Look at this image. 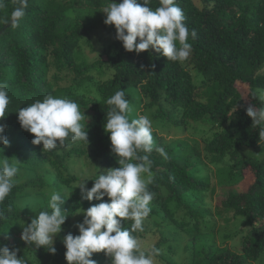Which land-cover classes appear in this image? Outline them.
Instances as JSON below:
<instances>
[{"label": "trees", "instance_id": "16d2710c", "mask_svg": "<svg viewBox=\"0 0 264 264\" xmlns=\"http://www.w3.org/2000/svg\"><path fill=\"white\" fill-rule=\"evenodd\" d=\"M118 1L113 0L117 4ZM4 2L6 6L0 9V82L7 85L10 103L0 124L16 135L12 137L7 133L10 145L0 147V160L15 158L21 163L12 191L0 203L6 217L0 220V246L18 249L17 258L23 257L27 264H68L64 233L53 241L55 254L49 253L47 248L36 249L34 244L21 239L22 225L30 224L41 211H51L48 206L34 212L19 207V200L30 190L46 187L43 174L46 167L53 168L58 185L72 188L79 178L64 173V158L52 151H43L42 144H32L34 136L18 122L19 109L42 100L47 94L73 100L86 116L82 123L85 130L88 129L89 144L66 141V146L71 147L68 156H88L89 147L92 156L98 162L101 159L100 166L110 169L118 164L111 151L110 134L104 131L110 110L106 100L123 89L131 108L130 119L138 118L132 109L143 96L161 122L173 121L165 104L180 115L174 124L181 130L190 123L206 122L214 133L205 140L203 148L207 163L217 165L229 157L232 164L224 174L227 180L236 183L247 173L254 177L246 191L229 193L216 207V214L223 216L226 223L238 217L246 221L249 229L242 238L240 252L210 251L202 256L194 252L186 264L257 261L264 252V139L259 138V128L252 125L246 109L253 104L262 106L252 94L264 88V74H259L264 70V0H201L202 8L194 0H175L183 10L189 30L197 32L195 40L189 39L192 50L186 61H167L151 48L139 54L127 52L115 36L102 45L98 61L91 65L79 61L78 48L82 40L93 38L101 27L106 28L108 34L116 32L114 25L104 23L106 14L102 11L107 0H28L25 16L17 28L6 23L16 2ZM150 4L155 9L160 6V0H151ZM96 67L113 71V76L98 87V101H86L75 92ZM239 83L250 87L249 101L241 94ZM224 125H227L225 129L214 132L216 127ZM152 135L153 176L148 185L154 194L151 202L157 206L162 221L180 223L190 237L209 235L216 222L212 211L201 206L202 195L211 189L210 178L198 173L199 151L186 149L190 146L180 142L173 146L153 131ZM156 148H163L168 159L160 156ZM245 151H249L250 156H245ZM258 153H263L261 160L255 159ZM24 172H31L34 177L19 182ZM103 202L110 200L105 196ZM79 204L76 193L65 200L62 210L67 219L62 227L70 225ZM179 212L182 216L177 221ZM132 223V220L121 221L122 227L128 229ZM132 234L138 240L142 232ZM91 259L96 264H111V258L104 252L93 253Z\"/></svg>", "mask_w": 264, "mask_h": 264}, {"label": "clouds", "instance_id": "9594fccd", "mask_svg": "<svg viewBox=\"0 0 264 264\" xmlns=\"http://www.w3.org/2000/svg\"><path fill=\"white\" fill-rule=\"evenodd\" d=\"M15 2L17 6L6 21L12 28L19 27L28 6V0ZM5 6L4 0H0V9ZM102 12L106 14L104 23L115 26L116 39L127 52L139 54L151 48L167 61L183 62L191 54L189 39L197 38V32L189 30L185 24L186 17L175 0H160V6L155 9L150 7V0H143L142 5L137 0H122L119 4L108 0ZM252 95L262 106L253 104L246 113L252 119V125L259 128V138L264 139V88L256 89ZM9 103L7 85L0 82V120L4 119ZM106 104L110 110L104 131L110 134L111 151L117 157L118 167L97 174L90 189L86 188L89 180L83 179L77 188L83 200L103 201L107 196L110 202L80 210L84 220L76 225L79 235L68 233L64 237L65 258L68 264H96L91 259L93 253L104 252L111 258V264H154L159 249L153 247L147 253L142 251L132 234L143 231L142 222L149 216L154 198L148 188L153 176L150 158L154 150L152 122L148 115L129 118L131 108L123 89L108 98ZM85 118L76 102L52 94L18 111L21 128L34 136L33 145H43V151L57 149V142L66 146L69 140L88 145V129L85 130L82 123ZM5 130L6 125L0 124V145L7 147L9 141L4 135ZM155 150L168 159L163 148ZM20 163L17 159L10 163L5 157L0 160V203L12 191ZM65 200L61 192L53 191L48 205L51 211H41L30 224L22 225L21 239L34 244L36 249L47 248L49 253L55 254L53 238L62 231L67 219L62 210ZM5 218L0 210V220ZM125 220L133 221L130 229L122 227L121 221ZM18 251L0 246V264H27L23 257L17 258Z\"/></svg>", "mask_w": 264, "mask_h": 264}, {"label": "rangeland", "instance_id": "374dc122", "mask_svg": "<svg viewBox=\"0 0 264 264\" xmlns=\"http://www.w3.org/2000/svg\"><path fill=\"white\" fill-rule=\"evenodd\" d=\"M109 2H113V0H109ZM121 2L122 0H119L118 4ZM137 2L143 4V0H137ZM194 2L198 7H203L201 0H194ZM107 4L108 0L106 2V5ZM115 36L116 32L108 34L107 29L104 27L97 29L93 38L88 41L82 40L78 48L79 61L87 65L96 63L99 59L102 45L108 41H112ZM259 74H264V70ZM112 76L113 71L105 67H96L90 72V78H88L83 86L78 88L75 93L86 101L96 102L100 98L98 87ZM194 79H197L196 75ZM237 85L244 99L249 101L250 87L243 83ZM139 101V105L135 109H132L133 113L137 116L148 115L152 122L153 132L162 137L166 142L173 144V146H176V144L180 142L185 146H190L186 149H196L199 151L200 155L196 157L198 173L204 178H210L211 189L202 195L203 201L201 206L212 211V219L216 222L214 229L209 235L194 239L195 237L193 235L190 237L186 234L184 231L185 229L183 230L180 223L168 220L162 221V216L158 213V209H156L157 206L151 202V212L149 216L143 220V231L138 238L140 249L144 252L150 251L153 247L159 249V255L155 258L154 264H186L191 261L194 252H196L198 256L206 255L210 251L232 250L240 252L242 238L248 233L249 229L246 225V221L238 217L226 223L223 216L220 217L216 214V207L222 200L227 198L229 193L234 192L238 194L246 191L254 182L253 175L247 173L244 178H241V180L238 179L236 183L230 182L224 175L232 164L229 157L217 165L207 163L203 148L205 140L212 138L214 133L210 131L209 125L206 122L199 121L198 123H190L186 129L181 130L174 124L178 122L180 118L175 108L165 104L166 109L173 116V121L161 122L155 118V109L148 105L149 100L147 98L140 96ZM226 127L227 125L216 127L214 132L221 131ZM7 133H10L12 137L16 135L6 126L4 135L6 136ZM7 139L10 145L11 139ZM0 147L3 149L5 146L0 145ZM70 148V146H60L58 144L57 149L51 151L55 155L64 158L65 166L62 168L64 173L78 177L79 181L74 183L72 188L58 185L55 181L53 168L48 166L43 172L47 184L46 187L36 191L30 190L27 196L19 200V207L26 211L34 212L42 206L49 205L50 195L53 191L61 192L64 199H68L72 193H76L80 201L79 208L70 225L62 227L60 233H64L65 236L68 233L77 236L79 235V231L76 225L82 223L84 220V216L80 210H87L89 207L103 202L96 201L95 199L92 201L83 200L80 189L77 188L78 184L82 179L89 180L86 183V188L90 189L94 185V181L92 180L97 178V174H103L108 168L102 165L100 166L99 162L101 159H99L98 162V160L92 156L91 148L88 147L89 155L83 158H75L73 155L68 156ZM244 155L250 156V152L245 151ZM262 155L263 153H258L255 159L261 160ZM14 160L15 158L9 162L12 163ZM248 160H250V158H246V161ZM21 175L19 182H24L34 177V174L31 172H24ZM181 216L182 213H177V221L180 220ZM59 234L53 238V241ZM249 264H264V252L257 261L253 263L250 262Z\"/></svg>", "mask_w": 264, "mask_h": 264}]
</instances>
